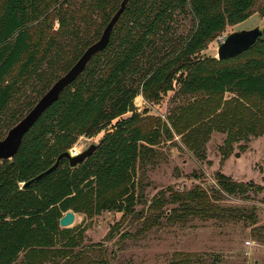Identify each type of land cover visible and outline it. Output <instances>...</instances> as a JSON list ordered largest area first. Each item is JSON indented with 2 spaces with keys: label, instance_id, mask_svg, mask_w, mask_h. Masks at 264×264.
<instances>
[{
  "label": "trees",
  "instance_id": "obj_1",
  "mask_svg": "<svg viewBox=\"0 0 264 264\" xmlns=\"http://www.w3.org/2000/svg\"><path fill=\"white\" fill-rule=\"evenodd\" d=\"M121 1L0 0V129L6 121L10 129L38 101L28 102L27 110L11 108L31 79L42 84L40 98L58 79L55 70L67 72L98 40ZM256 1L129 0L108 47L45 111L16 156L0 161V264H11L35 244L54 246L63 230L60 218L96 187L103 195L99 209L123 211V218L133 210L137 161L146 141L136 108L141 94L157 100L165 91L237 92L264 99V36L232 58L201 54L208 40L247 20ZM177 14L190 19L184 36L175 35ZM103 130L98 149L84 164L71 168L64 159L42 179L23 186L80 136ZM4 137L0 130V139ZM216 179L223 191L233 194L264 192V184L222 174ZM181 195L199 199L204 214L215 209L224 216L201 185Z\"/></svg>",
  "mask_w": 264,
  "mask_h": 264
},
{
  "label": "rangeland",
  "instance_id": "obj_2",
  "mask_svg": "<svg viewBox=\"0 0 264 264\" xmlns=\"http://www.w3.org/2000/svg\"><path fill=\"white\" fill-rule=\"evenodd\" d=\"M190 26L188 17L177 14L175 35L184 36ZM256 26L264 27V0L255 2L247 20L208 40L201 54L217 56L228 34ZM55 72L58 78L65 73ZM30 82L11 108L26 109L39 100L42 84ZM136 108L146 141L137 161L133 210L123 218V211L99 209L103 195L96 187L68 210L76 220L60 226L54 246L35 244L11 264H264V192L233 194L216 181L222 174L264 184V99L237 92L165 91L157 100L141 94ZM8 125H2L3 135ZM103 135L104 130L80 136L74 145L83 151ZM200 185L224 216L215 209L204 214L199 199H183L182 192Z\"/></svg>",
  "mask_w": 264,
  "mask_h": 264
},
{
  "label": "water",
  "instance_id": "obj_3",
  "mask_svg": "<svg viewBox=\"0 0 264 264\" xmlns=\"http://www.w3.org/2000/svg\"><path fill=\"white\" fill-rule=\"evenodd\" d=\"M128 2L129 0L121 1L118 10L103 29L99 39L86 48L75 64L60 76L39 98L30 111L8 130L4 138L0 139V161L10 160L16 156L25 135L36 124L45 111L58 101L65 89L85 71L91 59L108 47L114 28L125 11ZM263 36L264 30L259 26L251 29L233 31L228 34L220 44L217 56L215 57L219 60L235 57L253 47ZM100 143L101 142L91 144L77 155H72L70 150L62 152L50 168L30 179L23 184V186H30L42 179L44 176L54 171L64 159L68 160L71 168H77L84 164L96 152ZM75 220L76 214L73 211H67L65 215L60 218L59 223L61 227H69Z\"/></svg>",
  "mask_w": 264,
  "mask_h": 264
},
{
  "label": "built area",
  "instance_id": "obj_4",
  "mask_svg": "<svg viewBox=\"0 0 264 264\" xmlns=\"http://www.w3.org/2000/svg\"><path fill=\"white\" fill-rule=\"evenodd\" d=\"M70 152L72 155H77L79 154L81 151L79 149H77V147L74 145L71 149Z\"/></svg>",
  "mask_w": 264,
  "mask_h": 264
}]
</instances>
